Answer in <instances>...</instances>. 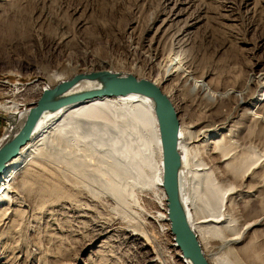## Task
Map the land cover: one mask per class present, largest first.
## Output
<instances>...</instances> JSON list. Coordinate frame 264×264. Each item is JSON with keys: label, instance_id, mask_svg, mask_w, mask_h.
<instances>
[{"label": "rangeland", "instance_id": "obj_1", "mask_svg": "<svg viewBox=\"0 0 264 264\" xmlns=\"http://www.w3.org/2000/svg\"><path fill=\"white\" fill-rule=\"evenodd\" d=\"M175 1L24 0L0 6V136L16 117L3 109L12 93L21 91L16 102L33 105L41 88L57 84L54 74L66 80L111 70L158 82L179 125L225 119L215 139L239 145L246 164L255 166L244 177V171L214 163L212 144H191V161L212 166L224 196L241 190L232 200L228 228L238 231L264 214V186L248 181L264 175V0ZM170 12L175 15L162 24ZM170 61L172 74L166 76ZM17 172L19 196L0 209V264H184L174 256L169 226L132 236L122 209L100 185L68 181L52 167L28 165ZM183 183L188 196L187 172ZM225 233L208 234L214 259L264 264V217L236 244L222 247Z\"/></svg>", "mask_w": 264, "mask_h": 264}, {"label": "bare ground", "instance_id": "obj_2", "mask_svg": "<svg viewBox=\"0 0 264 264\" xmlns=\"http://www.w3.org/2000/svg\"><path fill=\"white\" fill-rule=\"evenodd\" d=\"M23 1L0 0V6ZM181 2L176 0L175 4ZM161 14L162 12L159 11L153 16L149 29ZM169 14L162 24L167 22L170 16L175 15L174 12ZM173 64V61L168 63L166 76H171ZM52 78L58 83L66 77L63 74H54ZM154 83L158 85V82ZM97 86L94 79H80L64 95L83 92ZM47 88L51 86H45L41 90ZM162 91L168 94L163 88ZM20 92L12 93L13 101H10L8 106H3V109L14 114L13 116L16 115L7 128L11 130L10 132L21 125L24 115L30 108L28 104L16 102ZM225 124L226 120L223 119L218 125L205 123L186 128L179 125L177 143L181 156L179 200L187 224L195 233L199 246L210 264H225L223 260L214 259L211 255L214 244L212 237L208 236L210 230L225 231L221 246H230L239 242L246 232L264 217L263 214L254 218L238 231L233 229L228 231L232 220L231 212L234 204L232 200L238 198L241 190H235L224 196L221 186L212 175V166L198 159L194 161L193 157L191 161L190 153L193 147L191 144L202 141L212 144L211 154L214 155L213 160L216 165L231 167L240 175L241 171H244V177L255 168L254 165L246 164V157L242 156L241 149H238L239 145L236 146L230 140L223 145L220 144L221 139H215L217 132ZM210 138L212 139L209 140ZM28 165L32 168L52 167L68 181L86 180L89 181L88 184L100 185L104 195L112 199L115 206H119L117 209H122L125 229L131 231L132 236L145 237L155 229L161 231L165 229L162 228L163 226H169L165 196L161 187V152L153 101L143 95L129 93L124 96L94 98L43 112L31 140L0 173V209L1 206L13 204L15 196H19L14 184V175ZM185 172L189 177L188 196L184 192ZM256 174L259 175L255 179L252 177L248 179L249 184L254 182V186L258 184L264 186V175ZM229 179V177L225 178L227 181ZM80 184L83 185V182ZM88 184L77 185L84 190V188L90 189ZM12 193L14 196L11 195ZM234 193L236 195H233ZM250 193L253 194V190ZM127 196L132 197L133 203L126 202ZM172 249L176 258H181L184 264H190L187 259L182 258L175 243L172 244ZM158 251L160 252L159 249ZM158 263L167 264L165 260L163 262L159 260Z\"/></svg>", "mask_w": 264, "mask_h": 264}, {"label": "water", "instance_id": "obj_3", "mask_svg": "<svg viewBox=\"0 0 264 264\" xmlns=\"http://www.w3.org/2000/svg\"><path fill=\"white\" fill-rule=\"evenodd\" d=\"M94 79L98 86L83 92L65 94L80 79ZM138 93L153 101V112L158 129L161 152V187L165 196L169 230L183 259L190 264H210L204 256L195 233L189 228L179 200V170L181 156L178 150L179 123L169 97L159 85L130 73L110 70L77 73L51 88L42 90L35 103L24 115L23 122L13 132L7 130L0 138V173L28 143L43 112L67 105L102 97L124 96Z\"/></svg>", "mask_w": 264, "mask_h": 264}, {"label": "built area", "instance_id": "obj_4", "mask_svg": "<svg viewBox=\"0 0 264 264\" xmlns=\"http://www.w3.org/2000/svg\"><path fill=\"white\" fill-rule=\"evenodd\" d=\"M32 102V101H31ZM31 102H28L27 104L28 105H31ZM24 105H22V107H23ZM9 125H10V123H8V122H6V126L5 127H3L2 129V134H1V136L7 131V128L9 127ZM1 136H0V138H1Z\"/></svg>", "mask_w": 264, "mask_h": 264}]
</instances>
